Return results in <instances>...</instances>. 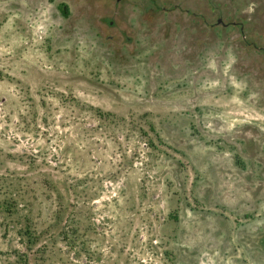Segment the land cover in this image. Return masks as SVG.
<instances>
[{
	"label": "rangeland",
	"instance_id": "rangeland-1",
	"mask_svg": "<svg viewBox=\"0 0 264 264\" xmlns=\"http://www.w3.org/2000/svg\"><path fill=\"white\" fill-rule=\"evenodd\" d=\"M0 264H264V0H0Z\"/></svg>",
	"mask_w": 264,
	"mask_h": 264
},
{
	"label": "trees",
	"instance_id": "trees-1",
	"mask_svg": "<svg viewBox=\"0 0 264 264\" xmlns=\"http://www.w3.org/2000/svg\"><path fill=\"white\" fill-rule=\"evenodd\" d=\"M63 13L67 16L69 13V9L66 5H63Z\"/></svg>",
	"mask_w": 264,
	"mask_h": 264
},
{
	"label": "water",
	"instance_id": "water-1",
	"mask_svg": "<svg viewBox=\"0 0 264 264\" xmlns=\"http://www.w3.org/2000/svg\"><path fill=\"white\" fill-rule=\"evenodd\" d=\"M221 22H222V20L219 21V23H221Z\"/></svg>",
	"mask_w": 264,
	"mask_h": 264
}]
</instances>
